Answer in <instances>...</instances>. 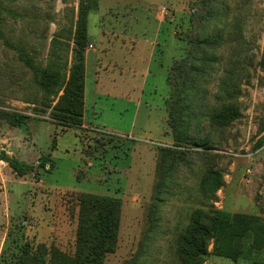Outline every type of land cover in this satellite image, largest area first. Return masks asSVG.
I'll return each mask as SVG.
<instances>
[{
  "label": "rangeland",
  "instance_id": "374dc122",
  "mask_svg": "<svg viewBox=\"0 0 264 264\" xmlns=\"http://www.w3.org/2000/svg\"><path fill=\"white\" fill-rule=\"evenodd\" d=\"M80 3H96L87 13L85 112L80 126L63 128L52 117L58 95L44 105L23 55L44 69L51 38L69 39ZM208 9L216 15L207 16L202 0H0V264H19L21 255L24 264L76 257L81 228L94 217L81 194L119 200L116 247L102 264H182L176 236L198 207L264 218V0H217ZM128 31L138 37L132 49L124 45ZM198 35L215 41L196 47ZM69 43L59 50L68 65ZM183 57L199 69L181 63L172 72L170 112L178 130L193 104L197 145L177 143L168 126L166 76ZM222 105L238 110L228 125L207 116ZM12 113L25 123L12 125ZM48 157L53 166L41 167ZM12 160L27 164L23 174ZM208 169L222 180L213 198L201 186ZM202 264L254 263L208 254Z\"/></svg>",
  "mask_w": 264,
  "mask_h": 264
},
{
  "label": "trees",
  "instance_id": "16d2710c",
  "mask_svg": "<svg viewBox=\"0 0 264 264\" xmlns=\"http://www.w3.org/2000/svg\"><path fill=\"white\" fill-rule=\"evenodd\" d=\"M206 6L207 16L216 15L214 10H209L212 3L216 5L217 0H202ZM89 7L86 3H80L79 14L74 30H70L68 38L72 40L73 58L70 64L66 59L62 60V53L59 50H66L69 46V39L60 40L57 36L51 38L50 60L44 69L34 66L33 59L24 54L25 62L38 74L36 83L43 90V100L45 106H50L52 97H56V103L52 106V117L57 126L63 128L78 127L83 122L84 113V49L88 41L87 35V13ZM223 5V4H222ZM225 11L229 10L228 3H224ZM216 9V8H215ZM217 10V9H216ZM196 14H192L191 18ZM200 16V14H199ZM206 16V18H208ZM200 18H197L199 20ZM191 39L196 47L210 46L215 41L212 37H201ZM64 48V49H62ZM181 63H190V70L197 72L198 67L194 65L189 57L180 58V61L173 63L166 80L170 86L169 96L165 99L168 108V126L174 135L177 143L189 142L199 144L190 133L191 122L196 117L193 104L190 114L184 112L180 116L178 130L175 129V122L170 108L174 103L176 82H172V72ZM189 71L185 74V79L178 89L179 99L182 91H186L189 86L187 80ZM193 82V78H191ZM36 99V98H35ZM188 107V105H187ZM238 110L232 105H222L218 110H213L207 116L218 125H228L238 118ZM8 121L17 127L25 123L23 115L16 113L7 116ZM264 126L262 127V131ZM183 139V140H181ZM56 139L53 138V145ZM49 163V168L53 166L50 158L41 159L39 165L45 167ZM11 166L18 174H23L28 167L25 162L12 160ZM48 168V169H49ZM222 185L221 175L215 169H208L201 181L202 189L206 195L213 198L214 193ZM82 207L88 213L94 212L92 224L88 228L83 226L78 235V251L76 257H65L60 264H102L107 253L113 252L116 247V233L118 227L119 200L105 195L101 197H87L81 194ZM176 254L182 264H202L204 257L208 254L231 260L245 259L254 264H264L259 256L264 251V218L260 216L244 213L229 212L217 209L214 206L207 208H195L190 215L186 227L176 236ZM209 244L211 249H208ZM22 250L26 253L29 245L25 243ZM25 255L19 257V264L25 263Z\"/></svg>",
  "mask_w": 264,
  "mask_h": 264
},
{
  "label": "crops",
  "instance_id": "0c3cea01",
  "mask_svg": "<svg viewBox=\"0 0 264 264\" xmlns=\"http://www.w3.org/2000/svg\"><path fill=\"white\" fill-rule=\"evenodd\" d=\"M116 3L118 4V1H116ZM127 3H131L130 1H128ZM123 5H126V6H129V5H127V4H123ZM130 7V6H129ZM123 18V17H122ZM157 18V15L155 14V19ZM161 22V20L159 19L158 20V22ZM130 32L132 33V34H130ZM102 33V32H101ZM116 33V36H118V32H115ZM115 33H113V35H115ZM102 34H104V33H102ZM119 35H122V33H120ZM125 36V38H124V40H128L127 42H125L124 40V45L125 46H127V48H134L135 47V44H136V42H137V39H138V37L135 35V33H133V31H128V33L126 32V35H124ZM146 41V40H145ZM109 43V42H108ZM156 42L155 41H153L152 42V46L155 44ZM93 44V43H92ZM94 47V45L91 47V49ZM104 49H106V50H108V47H105ZM87 57H88V54L87 53H85V59H84V64H85V75H86V62H87ZM115 64H113V63ZM112 62H110L111 64V66L112 67H120L117 63H116V61H112ZM97 65H99V61L96 63V66ZM98 67V66H97ZM111 70L109 69V67H108V69L107 68H105V71L104 72H110ZM95 72H96V76H97V78H99V76H100V73H101V70H99V69H95ZM84 75V106H85V76ZM84 112H85V107H84ZM83 117H84V113H83ZM165 126H166V122H165Z\"/></svg>",
  "mask_w": 264,
  "mask_h": 264
}]
</instances>
